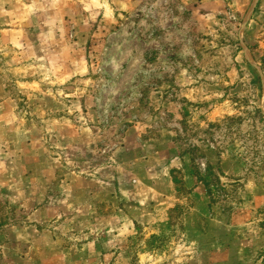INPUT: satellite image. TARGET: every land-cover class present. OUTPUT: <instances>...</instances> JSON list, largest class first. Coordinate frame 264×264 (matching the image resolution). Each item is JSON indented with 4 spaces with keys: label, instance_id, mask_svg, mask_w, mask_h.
Returning a JSON list of instances; mask_svg holds the SVG:
<instances>
[{
    "label": "rangeland",
    "instance_id": "374dc122",
    "mask_svg": "<svg viewBox=\"0 0 264 264\" xmlns=\"http://www.w3.org/2000/svg\"><path fill=\"white\" fill-rule=\"evenodd\" d=\"M0 105V264H264V227L230 228L264 186V0H0ZM135 122L179 163L169 222L130 227L102 188L97 226L58 214L43 173L100 185Z\"/></svg>",
    "mask_w": 264,
    "mask_h": 264
},
{
    "label": "crops",
    "instance_id": "0c3cea01",
    "mask_svg": "<svg viewBox=\"0 0 264 264\" xmlns=\"http://www.w3.org/2000/svg\"><path fill=\"white\" fill-rule=\"evenodd\" d=\"M2 41L5 43L4 40ZM64 126L70 129V132L73 129L69 125ZM150 128L151 125L141 122H135L129 128L130 134H138L135 139L137 145L134 147L136 155L121 160L119 166L115 167L113 175L99 181L100 185L93 184V186L92 183L94 181L91 183L88 178L82 177L84 174L71 171L63 174L65 178L63 180L59 176L60 171L58 166L52 167L46 173H43V177H48L50 181H61L63 183L61 187L63 195L57 213L59 214L61 212L60 210H64L65 208L69 209L75 206L74 208L79 213L80 221H87L97 226L100 224V221L106 218H100L93 213L88 215V211L86 210L95 208L96 205L94 201L86 197L88 194L97 193L102 188V190L110 192L111 199H113V196L114 199H121V206L118 208L120 213L127 217L126 220L128 222L130 221V227L134 223L146 224L157 222L163 224L169 222L170 213L179 204V199L176 196L174 188L175 182L171 175L172 171L179 169V163L176 160H171L168 164L166 163L165 152L162 151L160 141H154L153 139H149L146 143L142 141V136L148 134ZM128 142L130 143L129 146L132 145V142ZM39 162L42 163L44 161ZM121 180L127 181L125 185L127 189L120 183ZM253 205L252 210H254L255 216H257L256 219H251L249 215L243 218H235L230 228L248 226L253 221V223L264 227V219H261L262 216L259 215V211L264 208V186H262L260 193L254 197ZM131 208L133 209V213ZM126 211L131 216H127ZM242 219H245V221ZM38 235L35 236L38 238ZM243 245L244 243L240 242L239 248ZM238 246L237 242L228 239V242L221 245L223 249L220 253L221 259H219V262H227L228 254L230 255L232 249H236ZM43 264H76V262L73 258V253L65 251L60 256L50 258Z\"/></svg>",
    "mask_w": 264,
    "mask_h": 264
}]
</instances>
